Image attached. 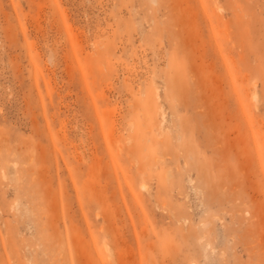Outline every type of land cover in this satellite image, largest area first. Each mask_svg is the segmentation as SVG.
<instances>
[{
    "label": "rangeland",
    "instance_id": "1",
    "mask_svg": "<svg viewBox=\"0 0 264 264\" xmlns=\"http://www.w3.org/2000/svg\"><path fill=\"white\" fill-rule=\"evenodd\" d=\"M0 264H264V0H0Z\"/></svg>",
    "mask_w": 264,
    "mask_h": 264
},
{
    "label": "bare ground",
    "instance_id": "2",
    "mask_svg": "<svg viewBox=\"0 0 264 264\" xmlns=\"http://www.w3.org/2000/svg\"><path fill=\"white\" fill-rule=\"evenodd\" d=\"M253 100H257V95L256 94H253Z\"/></svg>",
    "mask_w": 264,
    "mask_h": 264
}]
</instances>
